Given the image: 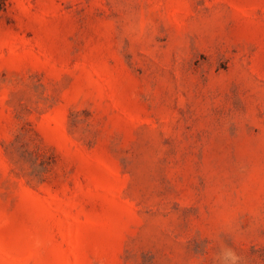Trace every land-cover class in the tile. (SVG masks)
I'll return each instance as SVG.
<instances>
[{"label": "rangeland", "instance_id": "obj_1", "mask_svg": "<svg viewBox=\"0 0 264 264\" xmlns=\"http://www.w3.org/2000/svg\"><path fill=\"white\" fill-rule=\"evenodd\" d=\"M0 264H264V0H0Z\"/></svg>", "mask_w": 264, "mask_h": 264}]
</instances>
